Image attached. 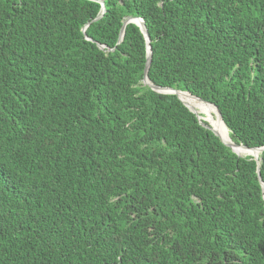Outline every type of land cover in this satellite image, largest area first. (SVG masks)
Instances as JSON below:
<instances>
[{
	"label": "trees",
	"instance_id": "trees-1",
	"mask_svg": "<svg viewBox=\"0 0 264 264\" xmlns=\"http://www.w3.org/2000/svg\"><path fill=\"white\" fill-rule=\"evenodd\" d=\"M102 1L0 0V264H264V150L119 42L264 147V0Z\"/></svg>",
	"mask_w": 264,
	"mask_h": 264
},
{
	"label": "water",
	"instance_id": "water-1",
	"mask_svg": "<svg viewBox=\"0 0 264 264\" xmlns=\"http://www.w3.org/2000/svg\"><path fill=\"white\" fill-rule=\"evenodd\" d=\"M101 3H102V8L98 14V16L95 18V20H98L100 19L104 13H105V4L102 0H99ZM130 22H133V23H136L142 30V32L144 33L145 37H146V41H147V61H146V68H145V76H144V83H146L147 85H149L153 90L157 91V92H160V93H171V94H176L178 95V97L180 98V94L179 92H183L181 90H177V89H172V88H167V87H161V86H158V85H155L154 83L151 82V80L149 79L148 77V71H149V67H150V64H151V60H152V48H151V45H150V35H149V32H148V29L146 27V23L145 21L142 19V18H139V17H130L128 18L126 21H125V24L121 30V36H120V39H119V42L122 41L123 39V35H124V30H125V25L127 23H130ZM89 26V24H87L85 27H84V32L86 31L87 27ZM101 48H104L103 45H100ZM187 92V91H186ZM194 96V95H193ZM198 99H200L201 101H203L201 98L197 97V96H194ZM181 99V98H180ZM181 101L192 111L194 112L198 119L200 120V122L202 124H204L200 118H199V115L194 111L192 110V108H190L182 99ZM206 102V101H204ZM206 103H209L210 105H212L216 111H217V114L218 116L220 117L221 121L224 123L223 121V118H222V115L218 109V107L216 105H214L213 103H210V102H206ZM225 124V123H224ZM226 126V125H225ZM211 127V126H210ZM211 129L220 137V139L226 144L228 145L229 147L232 148V150L236 153L238 149V147L240 148H244V149H248L250 151H254V152H257L259 151L260 153L264 150V147H254V148H249L245 145H241V144H236L234 141H232V139L230 138L229 142H226L222 139V137L220 136V134L214 130L212 127ZM239 154V153H238ZM240 155V154H239ZM255 159H258V156L256 154H251ZM258 173H259V170H258ZM260 174V173H259ZM263 187H264V184H263Z\"/></svg>",
	"mask_w": 264,
	"mask_h": 264
},
{
	"label": "bare ground",
	"instance_id": "bare-ground-1",
	"mask_svg": "<svg viewBox=\"0 0 264 264\" xmlns=\"http://www.w3.org/2000/svg\"><path fill=\"white\" fill-rule=\"evenodd\" d=\"M179 94H180V96H181V98H182V100L184 101H186V102H191V101H193V100H197L204 108H206V109H209V110H214V111H216V109L215 108H213L212 106H210V105H208V104H206L204 101H201L200 99H198V98H196V97H194L192 94H190L189 92H186V91H183V92H179ZM184 101V102H185ZM185 102V103H186ZM190 107V106H189ZM213 111V112H214ZM218 115V114H217ZM219 119H218V122L219 123H215L214 124V126L217 128V130H218V132L220 133V135H221V137L226 141V142H229V140H230V136H229V132H228V128L225 126V124L221 121V119H220V117H218ZM237 150V152L239 153V154H242L241 153V151H244V154H256L258 157H259V154H260V152L259 151H257V152H254V151H250V150H248V149H244V148H239L238 147V149H236Z\"/></svg>",
	"mask_w": 264,
	"mask_h": 264
},
{
	"label": "rangeland",
	"instance_id": "rangeland-1",
	"mask_svg": "<svg viewBox=\"0 0 264 264\" xmlns=\"http://www.w3.org/2000/svg\"><path fill=\"white\" fill-rule=\"evenodd\" d=\"M186 104L190 106V108H192V110H194L199 115V118L201 120L208 122L212 128L217 130V128L214 126L215 123H219L218 122L219 116L217 115V111L213 110L214 111L213 112L212 110L204 108L197 100H193L189 103L186 102ZM241 153H242L241 155H251V154H244V151H241Z\"/></svg>",
	"mask_w": 264,
	"mask_h": 264
}]
</instances>
